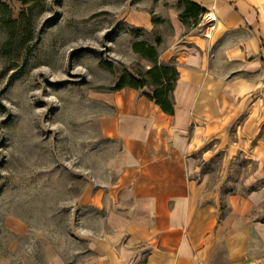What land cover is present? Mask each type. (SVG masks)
Instances as JSON below:
<instances>
[{
    "label": "rangeland",
    "instance_id": "obj_1",
    "mask_svg": "<svg viewBox=\"0 0 264 264\" xmlns=\"http://www.w3.org/2000/svg\"><path fill=\"white\" fill-rule=\"evenodd\" d=\"M180 1L2 0L9 13L0 11V264H47L54 257L74 264L91 256L103 214L79 198L113 182L104 164L119 148L100 132L105 100L124 71L148 68L134 43L153 46L159 60L173 46L168 37ZM197 25L184 23L203 36ZM218 159L206 164L194 156L212 187L222 186L224 204L229 194L262 191L251 219L264 224V166L238 158L227 167ZM248 236L242 264H250Z\"/></svg>",
    "mask_w": 264,
    "mask_h": 264
},
{
    "label": "crops",
    "instance_id": "obj_2",
    "mask_svg": "<svg viewBox=\"0 0 264 264\" xmlns=\"http://www.w3.org/2000/svg\"><path fill=\"white\" fill-rule=\"evenodd\" d=\"M190 1L217 22L206 39L171 19L160 61L178 71L173 115L130 88L105 100L100 132L119 143L104 164L114 180L79 198L103 214V231L74 264H242L246 235L250 264L263 261L264 224L251 219L262 191L224 204L194 156L264 166V0Z\"/></svg>",
    "mask_w": 264,
    "mask_h": 264
},
{
    "label": "trees",
    "instance_id": "obj_3",
    "mask_svg": "<svg viewBox=\"0 0 264 264\" xmlns=\"http://www.w3.org/2000/svg\"><path fill=\"white\" fill-rule=\"evenodd\" d=\"M17 1L25 5L37 3L40 0ZM179 5L182 11L178 18L183 25L186 21H192L195 27L201 14L206 12V10L200 8L190 0H181ZM0 11L9 13L7 5L2 0H0ZM15 24V21L10 20L7 25H9V29L12 31ZM132 51L149 64L148 68L142 72H138L136 75L124 71L119 78L118 84L109 91L117 92L124 88H130L142 92L141 95L149 101L154 102L163 113L173 115V91L178 79V71L175 64L173 62L168 64L161 62L156 49L146 42L134 43ZM101 64L110 70L111 64L106 62H101ZM145 89H149V91L145 92Z\"/></svg>",
    "mask_w": 264,
    "mask_h": 264
},
{
    "label": "built area",
    "instance_id": "obj_4",
    "mask_svg": "<svg viewBox=\"0 0 264 264\" xmlns=\"http://www.w3.org/2000/svg\"><path fill=\"white\" fill-rule=\"evenodd\" d=\"M199 21L200 24H198L197 27L201 29L204 28L203 36L207 39L210 38L217 22L215 12L213 10H207L205 13L201 14Z\"/></svg>",
    "mask_w": 264,
    "mask_h": 264
}]
</instances>
